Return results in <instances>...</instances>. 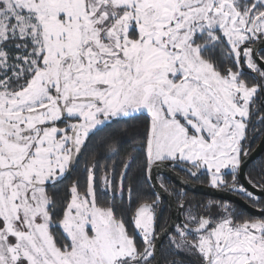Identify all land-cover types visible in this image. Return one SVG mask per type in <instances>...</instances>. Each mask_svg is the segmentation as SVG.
<instances>
[{"label": "snow or ice", "instance_id": "snow-or-ice-1", "mask_svg": "<svg viewBox=\"0 0 264 264\" xmlns=\"http://www.w3.org/2000/svg\"><path fill=\"white\" fill-rule=\"evenodd\" d=\"M257 139L264 0H0V264H160L163 236L167 264H264ZM134 165L255 214L173 188L183 219L158 230L169 188Z\"/></svg>", "mask_w": 264, "mask_h": 264}, {"label": "water", "instance_id": "water-1", "mask_svg": "<svg viewBox=\"0 0 264 264\" xmlns=\"http://www.w3.org/2000/svg\"><path fill=\"white\" fill-rule=\"evenodd\" d=\"M263 151H264V142H262L260 140L258 147L249 156V159L247 161V165L251 161H253L255 158H257L260 154H262ZM244 173H245V169H244ZM152 176L154 177V180L151 181L150 183L153 185V187H152L153 190L160 191L159 182L157 180V177L158 176H164L174 186H176L180 189L183 188L185 190V192H188V193H191L194 195H198V196L218 199V200L237 202L240 207L245 208L249 212H252L253 214H255L254 210L248 208L247 205H245L241 201H238L236 197L230 195L229 193H227L225 191L213 189V188H210L207 186H202V185H197V184L191 183L188 180L181 177L180 175L177 176V174L174 173L173 171H171L170 169H166V168L153 169ZM241 183L247 184V181L245 180L244 176L241 177ZM161 194L163 196V201H165L166 204L168 205L169 212H170V219H169V222H168L167 226L165 227V229H171L173 225L180 223L182 221L180 218V208L176 205L175 200L173 199V197L171 195H169L168 193H163V192H161ZM166 237L167 236H163V238L160 241V245Z\"/></svg>", "mask_w": 264, "mask_h": 264}, {"label": "flooded vegetation", "instance_id": "flooded-vegetation-1", "mask_svg": "<svg viewBox=\"0 0 264 264\" xmlns=\"http://www.w3.org/2000/svg\"><path fill=\"white\" fill-rule=\"evenodd\" d=\"M259 143H260V139H257L255 142L252 143L250 155L258 147ZM261 166H264V151L262 152V154H260L257 158H255L253 161H251L246 166V168H245V175L251 174V175L255 176L256 173L260 170ZM179 175L181 177H183L184 179L188 180L191 183H194V184H197V185H202V186H207V187H210L211 188L210 185H208L207 183L204 182V181H206V176H203L202 175L199 180H195V179H193L191 177L186 176L184 173H180ZM161 179H163L164 183L169 188V193L168 194L173 197V199L175 200L176 205L179 207V204H180L181 201H180V199L175 194H172L171 193V189L172 188L168 185V183H170V184H172V183L168 179H166L164 176H158L157 177V180H158L159 183H160V180ZM172 186H174V185L172 184ZM174 188L177 191L180 190V188H178L176 186H174ZM217 190H219V189H217ZM221 191H225V192L229 193L230 195L236 197L233 193H231L229 191H226V190H221ZM255 191H258V189H256ZM186 193L189 194V195L198 197V198H202L204 202H207L208 200H218V199H213V198H208V197L194 195V194H191V193H188V192H186ZM187 196L188 195H186L185 200H187ZM221 201H226V200H221ZM163 207H164V212H163L162 215H163L164 218H166V221L164 222L163 225H160V223H159L158 230L165 229V227L167 226V224L169 222V219H170L169 208H168V205L166 204L165 201H163ZM165 207H166V209H165ZM165 210H166L167 213H165ZM183 216H184V210H182L180 208V218H181V220L183 219ZM166 245H167V237L163 240V242L160 245V248H161V250H160V256H159L160 264H167V262L169 260L173 259V257H171V256H169L167 254ZM175 259H180V257H175Z\"/></svg>", "mask_w": 264, "mask_h": 264}, {"label": "trees", "instance_id": "trees-1", "mask_svg": "<svg viewBox=\"0 0 264 264\" xmlns=\"http://www.w3.org/2000/svg\"><path fill=\"white\" fill-rule=\"evenodd\" d=\"M103 135V134H101ZM131 149L128 145H124V149L123 151H121V153L117 156V155H114L111 157L110 160L107 161V163L111 164L113 162L116 163L117 165V171L119 172L120 171V164H121V161L125 158V153L126 152H129ZM139 163V162H138ZM77 175V172H73L68 180H66L64 183L65 184H68L71 182L72 179H74ZM132 178H133V181H134V187L138 190V191H143V192H147V193H150L153 191L152 187H149L148 185H145L143 184V180H142V173L139 171L138 167L136 165L133 166V170H132ZM138 181V183H136ZM168 185L173 189L174 186H172V184L168 183ZM61 194H62V190H61ZM187 200L186 201H191L193 204H196V203H199L201 201H203L202 198H198V197H195V196H192V195H189L187 194ZM125 203H126V200H125ZM166 209V207H165ZM165 213L166 210H165ZM166 221V218L163 217V215H161L160 217V225H163L164 222Z\"/></svg>", "mask_w": 264, "mask_h": 264}]
</instances>
